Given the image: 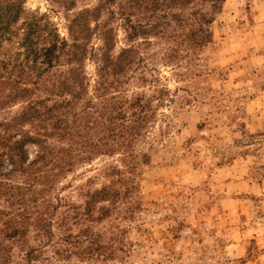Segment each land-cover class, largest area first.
Wrapping results in <instances>:
<instances>
[{"label":"rangeland","instance_id":"obj_1","mask_svg":"<svg viewBox=\"0 0 264 264\" xmlns=\"http://www.w3.org/2000/svg\"><path fill=\"white\" fill-rule=\"evenodd\" d=\"M101 1L27 0L26 8L47 14L67 39L71 17ZM109 7L101 21L116 9ZM121 18L111 22L114 55L129 47L139 50L140 67L134 71L137 76L145 72L148 78L145 83L131 80L130 94H153L155 87H166L171 102L162 104L135 145L136 173L128 172L122 154L96 155L59 179L43 199L38 194V203L47 207L49 201L61 198L85 206L87 193L104 186L122 193L108 218L72 225L74 232L91 225L97 237L119 238L117 245L121 243L124 250L97 264H264V0H226L212 16L211 37L201 53L175 62L168 56L174 37L153 32L129 40L130 30ZM131 20L149 23L139 12ZM172 25L170 31L176 22ZM92 46H102L98 37H93ZM86 70L89 97L94 98L93 59ZM20 109L16 105L0 111V122ZM35 150L29 148L32 158ZM11 182H22V177ZM133 185L134 191L124 197ZM4 201L0 207H9ZM54 232L60 239L59 231ZM8 241L15 243L16 262L29 246L41 245L33 227L24 241ZM51 250L47 247V255L54 262ZM79 260L72 259L74 264H90Z\"/></svg>","mask_w":264,"mask_h":264},{"label":"trees","instance_id":"obj_2","mask_svg":"<svg viewBox=\"0 0 264 264\" xmlns=\"http://www.w3.org/2000/svg\"><path fill=\"white\" fill-rule=\"evenodd\" d=\"M225 2L102 0L71 17L66 39L47 14L28 10L27 0H0V111L16 105L21 108L0 122V201L9 203V207H0V264H74V257L97 264L117 258L124 250L121 243L117 245L118 237L106 240L91 228L111 216L122 194L119 190L104 186L90 191L85 206L56 198L42 207L38 194L43 199L59 179L96 155L122 154L128 172L136 173L135 145L162 104L171 102L166 87H155L153 94H130L131 80L145 83L148 78L145 72L137 76L134 71L140 67L139 50L129 47L114 55L116 35L111 22L122 16L130 30L129 40L153 32L156 36L168 33L176 40L168 54L169 61L175 62L201 53L211 37L212 16ZM109 6L116 9H110L111 17L101 21ZM175 8L180 11L174 12ZM137 12L149 23L134 24L131 19ZM173 22L176 26L170 31ZM94 36L101 47L92 46ZM91 59L97 71L94 98L89 97L91 80L86 70ZM31 146L36 148L33 158ZM17 176L22 182H11ZM135 188L128 186L124 197ZM11 206L15 208L8 211ZM131 211L130 207L127 212ZM82 221L91 225L74 232L72 225H83ZM30 227L41 245L29 246L16 262L15 243L8 239L24 241ZM54 229L60 239L55 238ZM47 247L56 256L54 262Z\"/></svg>","mask_w":264,"mask_h":264}]
</instances>
